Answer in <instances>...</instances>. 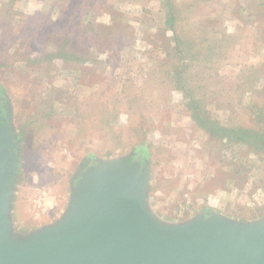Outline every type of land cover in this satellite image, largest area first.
I'll list each match as a JSON object with an SVG mask.
<instances>
[{"label":"rangeland","instance_id":"374dc122","mask_svg":"<svg viewBox=\"0 0 264 264\" xmlns=\"http://www.w3.org/2000/svg\"><path fill=\"white\" fill-rule=\"evenodd\" d=\"M69 1L0 0V97L10 104L19 142L12 233L26 237L57 221L88 162L132 154L147 164V207L164 224L208 214L239 223L264 219V113L244 118L233 109L250 98L234 96L244 76L264 94V0H84L96 29L76 45L88 59L62 62L42 42L61 33L57 17ZM190 1L196 12L182 11L173 30L212 22L226 37L170 63L165 21L171 4ZM179 61L188 63L186 78L201 94L154 93L151 86L168 84L165 72ZM194 112L218 122L221 139ZM237 127L246 132L228 134Z\"/></svg>","mask_w":264,"mask_h":264},{"label":"water","instance_id":"95a60500","mask_svg":"<svg viewBox=\"0 0 264 264\" xmlns=\"http://www.w3.org/2000/svg\"><path fill=\"white\" fill-rule=\"evenodd\" d=\"M11 116L0 97V264H264V219L208 214L169 226L152 216L147 164L133 154L76 174L62 216L15 236L9 218L19 142Z\"/></svg>","mask_w":264,"mask_h":264},{"label":"trees","instance_id":"16d2710c","mask_svg":"<svg viewBox=\"0 0 264 264\" xmlns=\"http://www.w3.org/2000/svg\"><path fill=\"white\" fill-rule=\"evenodd\" d=\"M70 0L64 8L59 12V16L57 17L58 21L60 20V25L58 26L59 30L61 33L56 36L57 39H53L52 42H42L46 48L50 52H48V55L52 59L60 60L62 62H76V61H81V60H86L88 59L87 51L84 48H80L79 46L76 45L77 40L81 41L80 37H85L87 33L92 30H94V27L96 29V23L93 22L95 18L94 16H91V11L90 8H88L87 4L85 3L84 0ZM196 1V0H194ZM194 1H190L189 3H180L179 5L177 3V7L173 4L170 6V13L167 15V19L165 21L166 28H169L171 30V34L173 39L168 41L169 43L172 44V46H169L170 49L167 48L164 49L166 51V56H170V63L176 61L179 59V57L186 55V52L192 53V56L199 55L201 53V47L204 46V43H217L219 41L218 37L224 38L226 35L224 33H220L222 31L220 25H218V28H211L209 26H217V23H212L208 26H205L203 28H197V27H190L188 28L187 31L184 33L178 32L176 33V30H173L174 26H176V21H179V23L183 22L185 19V15L183 17L179 16L182 11L185 13L191 12L192 14L196 12L197 6ZM179 6H182L179 8ZM89 19L86 20L87 16H89ZM40 16V15H37ZM36 17V16H35ZM35 17H24V19H30L33 20ZM178 17V18H177ZM23 19V20H24ZM34 22V20L32 21ZM94 26V27H93ZM76 30V33L74 34L73 30ZM181 29V28H180ZM167 30V29H166ZM184 31V30H182ZM176 33V34H175ZM220 33V34H219ZM35 37V35H33ZM209 37L212 38V41H209ZM229 36L227 35V38ZM214 38V39H213ZM80 39V40H79ZM99 38L95 35L93 36L92 41H99ZM231 39V37H230ZM167 42V43H168ZM166 43V44H167ZM165 44V45H166ZM207 50V47H206ZM52 51V52H51ZM168 53V55H167ZM207 54V53H205ZM204 54V55H205ZM90 58L94 59V57L91 56ZM204 59L205 56H204ZM183 60V59H182ZM181 60V61H182ZM180 65L178 64H171L169 65V69L165 72L167 74L166 81H168V84L164 83H157L155 82L156 85H153L151 87L155 88L153 91L154 93H159L163 91L164 93L168 94L170 91H180L182 92L183 96H193L194 94H201L198 91L199 87L195 86V90H192L191 87L194 86L195 82H190L189 78L187 79L186 76L188 75V63L183 62L181 63L179 61ZM187 72V73H186ZM166 76V75H165ZM246 80L239 81L237 83L238 86L235 87V95L234 96H239L243 97L244 94H249V100L246 104L242 105V99L237 101V103L234 102V111L235 113L240 112L242 113L244 118H247L248 116L254 115L257 116L258 114L264 113V107L262 105L263 97L264 94L262 91H260L258 88H256V84L254 83L253 78L249 76H244ZM159 85H167L168 87L162 88L161 90L159 89ZM157 86V87H156ZM162 94V93H161ZM203 94L201 98L206 99ZM159 96V95H158ZM232 100H236L235 97H231ZM233 103V101H232ZM197 116L195 117V112L193 113V117L198 119V123L204 128V129H210L212 128L214 132H209L211 134H214L216 137L220 138L221 135V126L218 124L216 121H209V118H203L202 115L196 114ZM263 115V114H262ZM198 116L200 118H198ZM252 120H250L251 122ZM257 121V120H256ZM246 128L242 127H237V128H232L228 131V134H236L237 132L240 133H245ZM253 131V130H252ZM250 131L247 130V132L252 134L253 132L256 133L255 131ZM221 139V138H220ZM237 139V138H236ZM143 157L142 154H138V156H135L133 159L139 163H143L144 160L141 158Z\"/></svg>","mask_w":264,"mask_h":264},{"label":"flooded vegetation","instance_id":"af4514ba","mask_svg":"<svg viewBox=\"0 0 264 264\" xmlns=\"http://www.w3.org/2000/svg\"><path fill=\"white\" fill-rule=\"evenodd\" d=\"M3 103V102H2ZM94 163H92V162H88L86 165H85V167L83 166V168L81 169V171H80V173L82 172V171H84L85 169H87V168H89L90 166H92ZM76 182V181H75Z\"/></svg>","mask_w":264,"mask_h":264}]
</instances>
